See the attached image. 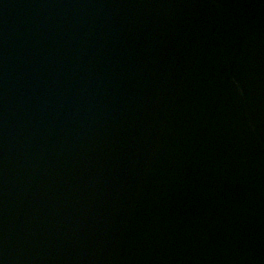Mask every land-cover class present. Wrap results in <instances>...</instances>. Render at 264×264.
<instances>
[{"label":"water","instance_id":"water-1","mask_svg":"<svg viewBox=\"0 0 264 264\" xmlns=\"http://www.w3.org/2000/svg\"><path fill=\"white\" fill-rule=\"evenodd\" d=\"M0 264H264V0H0Z\"/></svg>","mask_w":264,"mask_h":264}]
</instances>
